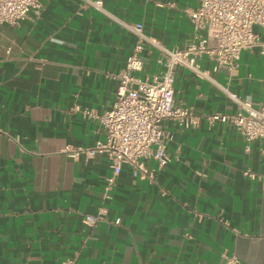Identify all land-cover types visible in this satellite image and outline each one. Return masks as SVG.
Listing matches in <instances>:
<instances>
[{"label": "crops", "instance_id": "0c3cea01", "mask_svg": "<svg viewBox=\"0 0 264 264\" xmlns=\"http://www.w3.org/2000/svg\"><path fill=\"white\" fill-rule=\"evenodd\" d=\"M109 13L83 0H42L39 14L0 23V264H264V140L246 150L228 123L195 128L163 123L169 162L143 159L151 176L124 165L105 195V153L88 148L105 128L85 113L107 110L114 77L136 36L122 24L142 22L168 47L185 46L193 33L188 8L198 0H102ZM144 51L145 79L162 64ZM208 78L179 68L175 99L195 113L234 112L221 86L254 107L264 105V53L242 50L234 75L207 55ZM249 170L252 174L247 175ZM105 207L103 220L84 218ZM120 219L117 223L116 220Z\"/></svg>", "mask_w": 264, "mask_h": 264}, {"label": "built area", "instance_id": "2783aa9c", "mask_svg": "<svg viewBox=\"0 0 264 264\" xmlns=\"http://www.w3.org/2000/svg\"><path fill=\"white\" fill-rule=\"evenodd\" d=\"M83 2L109 13L102 0ZM41 6L42 0H0V23L16 24L31 18L32 12L39 14ZM187 13L193 33L182 48L168 47L159 38L146 33L142 22L119 19L120 24L136 36L133 51L124 68L114 75L118 85L111 106L102 113L85 110L87 115L103 124L105 138L88 148L69 145L66 149L71 157H77L81 150L89 155L106 154L111 169L106 177L107 197L124 165L131 166L134 173L140 169L151 176L143 164L144 158L152 156L159 167L169 162L167 132L163 126L166 119H173L184 128L197 127L202 117L209 124L217 121L231 124L245 139L246 150L253 140H264V105L256 108L250 98H242L228 86H221L238 104L237 110L199 115L177 102L174 87L179 68H187L201 78L209 77L208 71L201 66L203 55L214 60L216 67L225 66L230 75H234L242 50L259 47L264 53V0H198V5L188 8ZM148 46L158 50L157 61L163 65L151 79L137 74L143 70L144 51ZM245 174L252 173L246 170ZM105 213V207H100L96 214H87L84 221L95 225L104 219ZM61 264H75V257H68ZM221 264H239V258L235 254L225 255Z\"/></svg>", "mask_w": 264, "mask_h": 264}]
</instances>
